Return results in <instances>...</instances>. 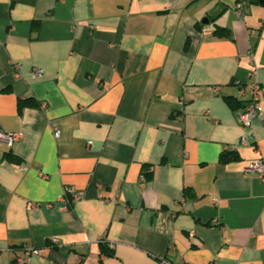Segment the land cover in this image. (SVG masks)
Listing matches in <instances>:
<instances>
[{
  "label": "crops",
  "instance_id": "obj_1",
  "mask_svg": "<svg viewBox=\"0 0 264 264\" xmlns=\"http://www.w3.org/2000/svg\"><path fill=\"white\" fill-rule=\"evenodd\" d=\"M236 2L0 0V264H264V87L249 128L227 101L264 85V4Z\"/></svg>",
  "mask_w": 264,
  "mask_h": 264
},
{
  "label": "built area",
  "instance_id": "obj_2",
  "mask_svg": "<svg viewBox=\"0 0 264 264\" xmlns=\"http://www.w3.org/2000/svg\"><path fill=\"white\" fill-rule=\"evenodd\" d=\"M247 0H237L235 4L236 14L239 18L242 17L243 8ZM251 64H254L253 59L250 60ZM257 68L255 67L251 73H256ZM31 77L38 78L42 75L41 68H33L30 73ZM264 85L259 84L256 80L252 82H247L244 84L239 85V89L237 91V97L240 98L243 102V106L235 110V114L239 124L243 128H249L251 126L252 121L255 118H263L262 116V105L260 103L262 92H263ZM55 136L59 135V131H54ZM252 135L251 133H244L239 138V144L241 145H249L251 144L250 139ZM19 139V134L4 132L0 130V141L6 145L7 147H11L15 142ZM90 145V142L87 143ZM246 170L249 172L254 173L261 179H264V162L262 159H254L248 162L246 166ZM144 176L141 174L140 179L142 180ZM82 197L81 192L77 190H62L61 194L59 195V201L61 202V206L63 209H69L71 204L79 200ZM218 221L215 219L213 220V224H217ZM52 244H58L57 238H52ZM38 249H30L27 250L26 255L23 257L17 258L18 264H28L29 256L31 254H38ZM158 264H171L165 259H160Z\"/></svg>",
  "mask_w": 264,
  "mask_h": 264
},
{
  "label": "trees",
  "instance_id": "obj_3",
  "mask_svg": "<svg viewBox=\"0 0 264 264\" xmlns=\"http://www.w3.org/2000/svg\"><path fill=\"white\" fill-rule=\"evenodd\" d=\"M226 28H224V27H219V26H217L215 29H214V33L217 35V36H224V35H226ZM29 99H22V100H19L18 101V103H17V105H18V109H21L23 106H25V105H27L28 104V101ZM227 101L231 104V106L232 107H236L235 108V110L236 109H238V108H240V107H242L243 106V102H242V100L241 101H236V98L235 99H233V98H227ZM238 106V107H237ZM221 157L223 158V157H226V153H222L221 154ZM104 248H106L105 246H103V248H102V250L104 251V252H106V253H108ZM10 264H18L17 263V259H14V260H12L11 262H10Z\"/></svg>",
  "mask_w": 264,
  "mask_h": 264
},
{
  "label": "water",
  "instance_id": "obj_4",
  "mask_svg": "<svg viewBox=\"0 0 264 264\" xmlns=\"http://www.w3.org/2000/svg\"><path fill=\"white\" fill-rule=\"evenodd\" d=\"M259 4H264V0H256ZM207 18H204L202 22H207Z\"/></svg>",
  "mask_w": 264,
  "mask_h": 264
}]
</instances>
